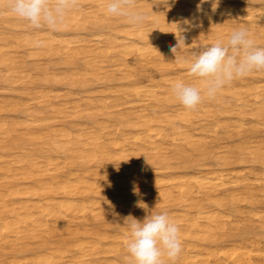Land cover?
<instances>
[{
	"label": "bare ground",
	"instance_id": "1",
	"mask_svg": "<svg viewBox=\"0 0 264 264\" xmlns=\"http://www.w3.org/2000/svg\"><path fill=\"white\" fill-rule=\"evenodd\" d=\"M80 5L54 30L0 7V81L20 89L19 102L0 100V264H125L124 219L161 210L180 226L176 264H264V151L241 148L249 166L236 169L220 147L264 134V71L196 110L171 91L198 84L189 62L236 28L264 46V0H137L140 27L108 16L105 0ZM116 76L95 100L74 93Z\"/></svg>",
	"mask_w": 264,
	"mask_h": 264
},
{
	"label": "clouds",
	"instance_id": "2",
	"mask_svg": "<svg viewBox=\"0 0 264 264\" xmlns=\"http://www.w3.org/2000/svg\"><path fill=\"white\" fill-rule=\"evenodd\" d=\"M80 6V0H3L0 3V7H6L32 28L52 30ZM104 8L108 16L125 18L133 27H140L147 20L137 0H105ZM36 43L41 46L43 41ZM182 45H185L184 37L177 38V44L171 47L175 59ZM253 71H264V46L257 45L246 26L239 27L226 40L206 46L189 62L188 73L198 84L176 80L171 91L185 109L196 110L205 98L215 99L226 86ZM124 222L128 233L125 264H176L183 251L180 226L166 210L147 212L142 219L129 215Z\"/></svg>",
	"mask_w": 264,
	"mask_h": 264
},
{
	"label": "rangeland",
	"instance_id": "3",
	"mask_svg": "<svg viewBox=\"0 0 264 264\" xmlns=\"http://www.w3.org/2000/svg\"><path fill=\"white\" fill-rule=\"evenodd\" d=\"M171 1L172 0H160V3L161 4H163L164 6H165V4H168V5H166V6H170V3H171ZM100 30L102 31V29L100 28ZM84 33V34H83ZM76 34V36H77V38H78V36H80V38L81 39H86V38H88V33L86 32V31H80V32H78V33H71L70 35H69V37L70 38H76V36L74 37V35ZM84 35V36H83ZM82 36H83V38H82ZM41 63H45V61H42ZM52 69L51 70H53V71H51L52 73H56L57 74V76H60V77H62L63 76V74H64V72L66 73V71H67V68H66V66H63V65H60L59 66V64H57L56 66L53 64L52 66ZM54 67V68H53ZM60 69V70H59ZM81 69V68H80ZM65 70V71H64ZM260 80H262L263 82H264V78L263 79H260ZM113 81H115V82H113ZM113 81L111 82V84H109V85H107L106 87L105 86H103L102 84H100V83H98L97 84V82L96 83H92L90 86H88L87 88H85V90L83 91L81 88H79V90H78V88H76V89H74V93H80L82 96H84V97H90L92 100H95V99H97L99 96H100V94H101V91L102 90H105L107 87H109L110 89H115V87L116 88H118L119 86H121L123 83H121V84H119L120 82L118 81V77L116 76L115 78H113ZM58 87V88H57ZM57 87H54L53 85H52V89H54L55 91H56V89H57V91H63L65 88H64V86H59V85H57ZM5 88H6V86L4 85V83L2 82V81H0V100H3V101H11V102H19L20 101V89L19 88H17V89H15V91H12V92H7V91H4L5 90ZM60 88V89H59ZM62 88V89H61ZM3 91H2V90ZM99 90L100 91V94L99 95H96V94H98L99 93V91L98 92H96L97 90ZM101 89V90H100ZM2 91V92H1ZM91 91H92V93H91ZM88 94H87V93ZM95 92H96V94H95ZM10 93V94H9ZM16 93H17V95H16ZM90 94V95H89ZM92 94V95H91ZM96 95V96H95ZM7 96V97H6ZM123 112H128L129 110L130 111H132L131 109H126V108H120ZM116 112H118L117 110H115ZM3 116L6 118V119H8V120H10V121H12V120H15L17 117H18V114H17V112H11V113H9V114H7V113H4L3 114ZM9 116V117H8ZM221 120H224V118H222ZM84 121H86V120H84ZM83 124H86L87 125V123L86 122H83ZM248 124V123H247ZM259 134H261V133H258L257 134V137H256V135L253 137V138H251V137H249V136H247L248 138L247 139H249V138H251V139H249V140H252L253 139V141L252 142H249L250 144H246V142H241L242 140H237V138H234L232 141L234 142H232V141H224L223 143H221L220 144V147H223V148H225L226 147V150H227V148L228 149H230L229 147H231V150L233 149L234 151H231V150H228L229 152H230V154H237V155H233V158H237L238 159V161H236V162H234L233 164L234 165H232V168H236V169H241V168H243V167H245L246 165L247 166H249L247 163H245V161L243 162L242 161V157H240V156H243V155H245L246 153H247V151L245 152V150L247 149V150H250V151H253L254 149L252 148L253 146L255 147V150L254 151H256V152H258V150L260 151H264V134L262 133L261 135H259ZM261 136V137H260ZM259 137V138H258ZM239 139V138H238ZM254 139H256V142H255V140ZM236 140V141H235ZM248 140V141H249ZM260 140V141H259ZM258 141V142H257ZM251 143L253 144V145H251ZM260 143V144H259ZM229 145V146H228ZM245 145V146H244ZM232 146H233V148H232ZM234 146L236 147V148H234ZM237 146H238V148H237ZM252 146V147H251ZM219 147V148H220ZM248 147V148H247ZM260 147V148H259ZM263 147V148H262ZM218 148V147H217ZM241 148H243L242 150H244V151H242L241 150ZM251 148V149H250ZM257 148H259V149H257ZM236 149V150H235ZM217 150H220V149H217ZM238 150H239V152H238ZM242 151V154L243 155H241V152ZM253 151V152H254ZM234 152V153H233ZM237 152V153H236ZM245 154H244V153ZM259 153V152H258ZM231 155V156H232ZM241 158V159H240ZM243 158H244V156H243ZM240 161H242V163H244L243 165L241 164V162ZM206 164H210V165H213V163H212V161H207L206 162ZM238 164H241V166H239ZM250 164V163H249ZM129 166H130V164H128ZM120 165L119 164H113V165H111V167L112 168H115V167H119ZM138 166V168H145V166H143V165H137ZM252 167H253V169H257L256 170V173H261V171H262V166L259 164V163H257V164H253V165H251ZM261 166V167H260ZM258 167V168H257ZM116 169V168H115ZM259 170V171H258ZM147 178H150V176H146ZM152 177V176H151ZM134 213V212H133ZM255 234H251L250 236H254ZM260 235V236H259ZM259 235H255L254 237H250V236H248L249 238L248 239H253V238H262L263 236L259 233ZM30 255H28V256H26V258H28Z\"/></svg>",
	"mask_w": 264,
	"mask_h": 264
}]
</instances>
